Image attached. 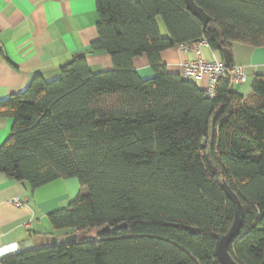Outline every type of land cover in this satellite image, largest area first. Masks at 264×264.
<instances>
[{"label": "trees", "instance_id": "16d2710c", "mask_svg": "<svg viewBox=\"0 0 264 264\" xmlns=\"http://www.w3.org/2000/svg\"><path fill=\"white\" fill-rule=\"evenodd\" d=\"M195 3L211 18L206 29L186 0H96L91 52L107 53L114 69L93 74L79 55L58 79L36 75L0 101V119L13 121L0 175L32 192L58 180L81 187L48 215L57 239L77 242L24 249L1 264H220L217 236L234 222L224 183L244 215L230 253L264 264V74L243 96L230 91L227 71L210 99L161 57L201 40L221 57L232 43L264 47V0ZM143 56L148 79L133 66Z\"/></svg>", "mask_w": 264, "mask_h": 264}, {"label": "crops", "instance_id": "0c3cea01", "mask_svg": "<svg viewBox=\"0 0 264 264\" xmlns=\"http://www.w3.org/2000/svg\"><path fill=\"white\" fill-rule=\"evenodd\" d=\"M97 23L96 0H0V101L24 91L36 75L48 82L58 79L61 68L79 55L86 56L93 74L113 70L107 53L91 52L99 38ZM231 53L235 68L244 69L246 82L262 74L264 47L232 43ZM202 54L213 59L211 48H203ZM215 55L221 60L219 53ZM161 57L169 73L180 75L183 62L195 55L177 47ZM133 66L139 76L153 73L145 56L136 58ZM195 83L202 89L206 86V80ZM240 84L235 82V91ZM12 127L11 119H0V148ZM80 191L75 179L58 180L32 192L28 184L0 175V264L22 246L42 247L61 235L51 227L48 215L66 209ZM14 200L23 205L15 206Z\"/></svg>", "mask_w": 264, "mask_h": 264}, {"label": "water", "instance_id": "95a60500", "mask_svg": "<svg viewBox=\"0 0 264 264\" xmlns=\"http://www.w3.org/2000/svg\"><path fill=\"white\" fill-rule=\"evenodd\" d=\"M186 5L188 11L197 18L204 29L208 27V25L211 23V18L201 9L199 8L195 0H186ZM221 57V56H220ZM221 61H223V64L225 68L231 72V87L230 91H234L235 82H236V72L234 68V61H233V55L229 50H224L222 52ZM226 195L228 198L232 201L234 206V222L227 234L219 235L217 236V246H216V256L220 262V264H239L231 255L230 249L239 237L242 227H243V208L241 205V202L239 201L238 196L227 186V184L222 185ZM193 233L196 232L195 229H190ZM102 232L109 231V228H105L101 230ZM80 238L78 235H70L67 236L63 240H58L57 238H52L51 244H56L58 242L60 243H75ZM31 248V246H22L21 249Z\"/></svg>", "mask_w": 264, "mask_h": 264}, {"label": "built area", "instance_id": "2783aa9c", "mask_svg": "<svg viewBox=\"0 0 264 264\" xmlns=\"http://www.w3.org/2000/svg\"><path fill=\"white\" fill-rule=\"evenodd\" d=\"M210 48L206 40H201L192 45H181L179 49L182 53H194L195 58L192 61H185L181 66V77L187 81L203 82L206 80L204 91L210 99H215L219 81L225 76L228 71L223 62L217 58L213 52V59L206 60L203 57L202 49ZM236 82L245 83L246 76L243 68H235ZM13 204L17 207L23 205V202L14 200Z\"/></svg>", "mask_w": 264, "mask_h": 264}, {"label": "rangeland", "instance_id": "374dc122", "mask_svg": "<svg viewBox=\"0 0 264 264\" xmlns=\"http://www.w3.org/2000/svg\"><path fill=\"white\" fill-rule=\"evenodd\" d=\"M157 22H158L162 37H164V38L168 37L169 36L168 30H167V28L165 26V23H164L163 19L162 18H158ZM262 74H264V70H263ZM144 75L145 74L143 72H141L140 76H141L142 79H148V78L154 76L153 73H151V76H144ZM253 83L254 82H252L251 79H249L245 83H241L240 85L237 86L236 92L239 93L240 95L247 96L250 93L251 89H252Z\"/></svg>", "mask_w": 264, "mask_h": 264}]
</instances>
